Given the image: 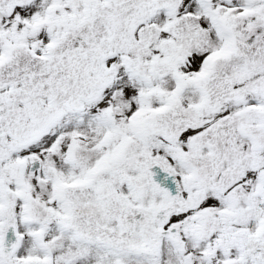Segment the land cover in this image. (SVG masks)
<instances>
[{
    "label": "snow or ice",
    "instance_id": "snow-or-ice-1",
    "mask_svg": "<svg viewBox=\"0 0 264 264\" xmlns=\"http://www.w3.org/2000/svg\"><path fill=\"white\" fill-rule=\"evenodd\" d=\"M0 264H264V0H0Z\"/></svg>",
    "mask_w": 264,
    "mask_h": 264
}]
</instances>
